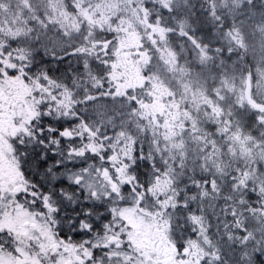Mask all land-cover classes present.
I'll use <instances>...</instances> for the list:
<instances>
[{
	"label": "snow or ice",
	"instance_id": "6c2138e0",
	"mask_svg": "<svg viewBox=\"0 0 264 264\" xmlns=\"http://www.w3.org/2000/svg\"><path fill=\"white\" fill-rule=\"evenodd\" d=\"M0 264H264V0H0Z\"/></svg>",
	"mask_w": 264,
	"mask_h": 264
}]
</instances>
